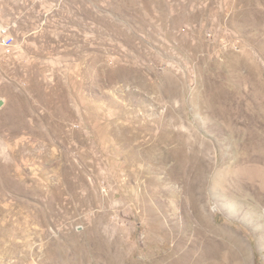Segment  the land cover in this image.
Returning a JSON list of instances; mask_svg holds the SVG:
<instances>
[{
	"label": "rangeland",
	"instance_id": "obj_1",
	"mask_svg": "<svg viewBox=\"0 0 264 264\" xmlns=\"http://www.w3.org/2000/svg\"><path fill=\"white\" fill-rule=\"evenodd\" d=\"M0 6V264H264V0Z\"/></svg>",
	"mask_w": 264,
	"mask_h": 264
},
{
	"label": "built area",
	"instance_id": "obj_2",
	"mask_svg": "<svg viewBox=\"0 0 264 264\" xmlns=\"http://www.w3.org/2000/svg\"><path fill=\"white\" fill-rule=\"evenodd\" d=\"M2 8L0 6V34H3V41L0 42V67L8 63L16 51V36L11 26L2 19Z\"/></svg>",
	"mask_w": 264,
	"mask_h": 264
},
{
	"label": "bare ground",
	"instance_id": "obj_3",
	"mask_svg": "<svg viewBox=\"0 0 264 264\" xmlns=\"http://www.w3.org/2000/svg\"><path fill=\"white\" fill-rule=\"evenodd\" d=\"M3 41V34H0V42Z\"/></svg>",
	"mask_w": 264,
	"mask_h": 264
}]
</instances>
